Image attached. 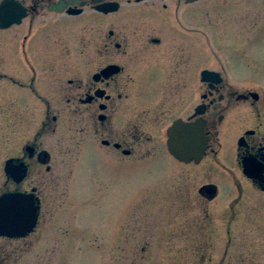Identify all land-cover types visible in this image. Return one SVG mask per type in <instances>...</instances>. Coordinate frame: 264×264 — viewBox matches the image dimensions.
Segmentation results:
<instances>
[{
	"label": "flooded vegetation",
	"instance_id": "obj_1",
	"mask_svg": "<svg viewBox=\"0 0 264 264\" xmlns=\"http://www.w3.org/2000/svg\"><path fill=\"white\" fill-rule=\"evenodd\" d=\"M7 1L17 20L0 27V197L25 195L34 217L21 235L0 233V264H22L29 236L69 230L75 163L83 182L92 170L117 182L120 161L131 181L139 179L129 197L132 253L155 248L149 241L158 231H136L149 217L170 221L163 251L193 247L168 245L179 223L229 220L237 201L240 215L247 201L264 214V82L248 78L249 69L264 75V56L217 52L215 38L199 30L208 0ZM258 22H233L241 35L227 39L246 47L243 33L256 27L262 47ZM176 120L201 124L197 162L169 153L167 129ZM166 156L173 163H161ZM227 183L233 198L224 195ZM3 224L23 220L5 215ZM73 247L86 251L85 243Z\"/></svg>",
	"mask_w": 264,
	"mask_h": 264
},
{
	"label": "rangeland",
	"instance_id": "obj_2",
	"mask_svg": "<svg viewBox=\"0 0 264 264\" xmlns=\"http://www.w3.org/2000/svg\"><path fill=\"white\" fill-rule=\"evenodd\" d=\"M208 1L212 5L206 10V19L200 18L199 30L203 35L215 38L217 52L242 50L253 53V56L259 52L264 56V45L260 47L257 44L259 33L256 32V27L246 28V32L243 33L246 43H249L246 47L245 44L241 47L239 44L241 40L227 39L241 35L240 29L237 34V28L232 27L233 22L236 25L242 20H246L248 25H256L258 21L264 22V0H230L228 2L230 6L221 4L222 0ZM208 1L205 0L204 3ZM219 6L224 7L220 9ZM89 18L93 17L87 16L84 19ZM260 36L264 39V31ZM252 62L257 63L254 60ZM249 70L252 72L248 75L249 79L254 83L264 82V75L254 72L256 69ZM168 158L169 156H166V160H162L161 163H173V160L170 161ZM124 162L120 161L118 164L117 182H113L109 171L105 173L107 170L101 173L88 171L83 182L81 167L75 163L76 168L70 183L69 230L64 234L55 231L52 234L27 237L22 242L30 245V248L24 253L22 264H130L132 257L134 264H264V214H257L258 208L249 201L246 206V217L240 215L242 205L238 203L239 201L232 204L231 212L234 214L229 218L230 223L228 219L218 220L219 217H214L210 221L196 219L179 223L176 231L179 232L172 235L173 239L168 241V245L189 244L193 246L191 249H183L182 246L178 250L160 251L163 248L161 235L169 231L170 221L165 220L163 216L139 220L136 225L137 232L141 228L147 229L150 233L158 231L149 241L150 244L156 242L153 244L155 248L152 251L132 253L128 234L131 222L129 211L134 203L129 197L140 184L136 177L131 181L125 171L127 163ZM224 179H227L228 183L231 181L230 178L223 176L222 180ZM228 183L224 195L227 197L226 194L231 192L229 198H233L234 194ZM220 203L214 205L213 213H222L225 202L223 205ZM82 226L85 230H82ZM222 227L225 231L228 229V234H224ZM225 241L232 247L226 251L218 249L216 245ZM81 243L86 244V251H75L73 246Z\"/></svg>",
	"mask_w": 264,
	"mask_h": 264
},
{
	"label": "water",
	"instance_id": "obj_3",
	"mask_svg": "<svg viewBox=\"0 0 264 264\" xmlns=\"http://www.w3.org/2000/svg\"><path fill=\"white\" fill-rule=\"evenodd\" d=\"M110 4L111 3H105ZM17 18V14L11 15L9 1L0 2V27L9 24ZM205 73V72H204ZM167 149L169 153L179 161L186 162L194 158L197 162L205 148V137L202 134L201 124L197 122L174 121L167 129ZM4 206H8L6 213ZM6 218H22L23 224L14 227L3 224V216ZM34 209L28 203L26 196L15 193L0 197V233L21 235L30 227L25 226L26 221L34 216ZM31 220V219H30ZM5 229V230H4Z\"/></svg>",
	"mask_w": 264,
	"mask_h": 264
}]
</instances>
